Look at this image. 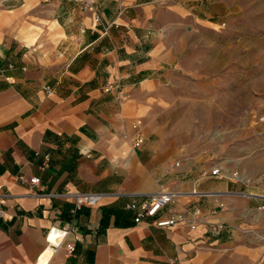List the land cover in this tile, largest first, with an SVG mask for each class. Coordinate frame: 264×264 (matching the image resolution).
I'll return each instance as SVG.
<instances>
[{
    "label": "crops",
    "instance_id": "1",
    "mask_svg": "<svg viewBox=\"0 0 264 264\" xmlns=\"http://www.w3.org/2000/svg\"><path fill=\"white\" fill-rule=\"evenodd\" d=\"M196 2L101 0L91 13L72 0H0V264H264V189L211 176L223 162L181 157L147 120L204 21ZM110 83L122 99L104 92ZM160 191L178 195L157 219L194 208L201 218L137 224L133 196ZM65 193L103 197L74 213L53 196Z\"/></svg>",
    "mask_w": 264,
    "mask_h": 264
},
{
    "label": "rangeland",
    "instance_id": "2",
    "mask_svg": "<svg viewBox=\"0 0 264 264\" xmlns=\"http://www.w3.org/2000/svg\"><path fill=\"white\" fill-rule=\"evenodd\" d=\"M196 3L204 21L192 28L173 85L147 120L162 126L181 157L221 161L264 189V0Z\"/></svg>",
    "mask_w": 264,
    "mask_h": 264
},
{
    "label": "built area",
    "instance_id": "3",
    "mask_svg": "<svg viewBox=\"0 0 264 264\" xmlns=\"http://www.w3.org/2000/svg\"><path fill=\"white\" fill-rule=\"evenodd\" d=\"M74 3L81 6L83 11L85 12H91L96 13V9L98 4L101 2V0H72ZM96 23L100 22V18L96 15L95 16ZM45 91L47 93H51V88L46 87ZM105 93H116L120 96V98H123V87L119 83H110L104 88ZM264 120V119H263ZM142 126H143V120L138 119L133 122L132 128L136 131V141L134 142V147L139 148L143 144L144 139V133L142 132ZM211 176L219 177L222 179H229V180H235V181H247L245 178H239L236 174H229L224 170L222 166H217L214 170L210 173ZM19 181L24 183H29L33 186H37L40 184L41 180L38 177L31 178L27 180L24 176L19 177ZM176 192L171 191H160L159 193L147 196L144 199H141L140 202H138V195H135L133 197L136 198L134 202L128 205V209L131 211H134L136 213L135 222L137 224L147 221V222H154L157 227L159 228H168L173 227L179 222L185 221L189 222L191 225H194L197 223V221L201 218L202 212L200 209L194 208L189 209L185 216H171L167 219H157L158 214L164 210L168 205H170L177 197ZM191 195H195L200 198H209V197H218L220 195L210 192H202L198 191L197 189H193L191 192ZM54 197H60V198H68L71 199L74 203V213L80 211L84 207H97L101 200L102 195L96 194V193H65L61 195H53ZM262 199H264V195L261 196ZM220 208H224V204H220ZM5 217V210L0 205V219ZM224 230H226V227L224 225H214L211 228V231L219 235ZM55 234V242L57 239L60 238L59 234L55 233V229H52L50 231L49 237ZM57 249L54 248L53 251L55 252ZM75 248L71 246L69 248V252L73 253Z\"/></svg>",
    "mask_w": 264,
    "mask_h": 264
}]
</instances>
